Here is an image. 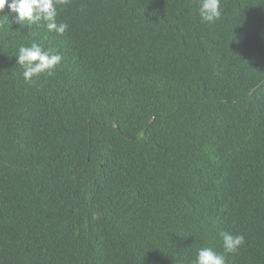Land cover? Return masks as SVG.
Listing matches in <instances>:
<instances>
[{"label": "trees", "instance_id": "trees-1", "mask_svg": "<svg viewBox=\"0 0 264 264\" xmlns=\"http://www.w3.org/2000/svg\"><path fill=\"white\" fill-rule=\"evenodd\" d=\"M69 0L0 13V264H264V0ZM62 56L26 83L14 56Z\"/></svg>", "mask_w": 264, "mask_h": 264}, {"label": "clouds", "instance_id": "clouds-1", "mask_svg": "<svg viewBox=\"0 0 264 264\" xmlns=\"http://www.w3.org/2000/svg\"><path fill=\"white\" fill-rule=\"evenodd\" d=\"M69 0H0V13L15 14L13 22L21 28L27 26L31 30L33 25L39 26L43 22L48 33L63 35L69 25L59 21L58 15L62 7ZM197 11L202 23H214L221 17V0H196ZM16 64L23 68L22 76L26 83L42 74L51 75L60 65L62 56L58 52L45 49L40 43L33 41L29 45L21 44L14 55ZM224 252H217L212 247L198 249L194 264H227L224 253L235 254L244 243L243 234H233L221 231Z\"/></svg>", "mask_w": 264, "mask_h": 264}]
</instances>
